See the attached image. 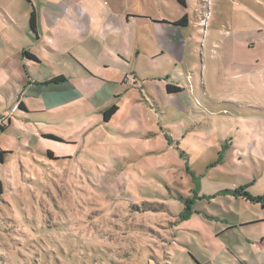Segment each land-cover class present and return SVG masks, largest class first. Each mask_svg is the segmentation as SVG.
<instances>
[{"label": "rangeland", "instance_id": "rangeland-1", "mask_svg": "<svg viewBox=\"0 0 264 264\" xmlns=\"http://www.w3.org/2000/svg\"><path fill=\"white\" fill-rule=\"evenodd\" d=\"M184 1L82 0L81 18L52 35L38 24L39 72L64 76L49 87L71 101L55 117L0 112V264L252 257L245 234H264V83L252 71L264 65V0ZM31 92L20 91L28 108Z\"/></svg>", "mask_w": 264, "mask_h": 264}, {"label": "crops", "instance_id": "crops-1", "mask_svg": "<svg viewBox=\"0 0 264 264\" xmlns=\"http://www.w3.org/2000/svg\"><path fill=\"white\" fill-rule=\"evenodd\" d=\"M82 0H0V112L6 113V111L15 112L18 116H22L24 120L37 118L36 114H45L48 116H57L60 114V109L65 107L66 103L71 100L63 98V89L54 90L49 87L53 82H63L64 76L41 74L39 67L44 65V60L48 61V57L45 56L42 50L36 48L31 49V45L38 44L41 39V32L39 31V25H42L47 35H52L50 28L55 24L62 21H71V18L80 19L82 15L74 14V10L71 7H77ZM83 4V3H81ZM9 7L12 11L9 10ZM208 12V8L204 7ZM203 9V10H204ZM21 12L26 19L18 22L14 17L15 13ZM34 13L35 29L32 30L29 27L30 13ZM14 13V14H13ZM76 13V12H75ZM136 15V14H135ZM128 13L125 19L128 20ZM203 17V16H202ZM138 22L145 23L150 21L149 17H131ZM180 19V18H178ZM176 19L175 21H177ZM205 20V18H202ZM153 20V19H152ZM163 22V21H162ZM151 23L159 24L161 22L153 20ZM264 41V36H262ZM16 40L17 43L12 44L11 41ZM7 41L9 42L6 46ZM24 45H27L23 48ZM43 51L48 55L54 52L47 44L43 43ZM253 44H249L248 48H251ZM11 47V49H9ZM46 48V49H45ZM49 62V61H48ZM46 66V65H44ZM257 67V66H255ZM253 68V75L258 76L261 83H264V65L262 67ZM34 76H36L34 78ZM56 77H61L58 81H52ZM22 88V89H21ZM23 88L33 89L31 94L37 96L34 106L28 108L22 101V94L20 91ZM179 92V91H178ZM32 95V97H36ZM18 98V99H17ZM62 100V101H61ZM64 100V101H63ZM19 101V102H18ZM21 104L22 107H19ZM58 107H60L59 110ZM260 111L262 116V107H255ZM1 116V115H0ZM10 122V121H9ZM7 128V127H6ZM5 128V129H6ZM263 207V206H262ZM257 224L256 219L244 220L241 223L230 225V229L243 230L251 229L252 226ZM246 245L242 248L251 246L253 255L251 253L247 256L243 255V252L239 249L240 263L244 264H264V234H260L259 238H252L245 234ZM236 259H239L236 255H233ZM250 256V258H249ZM199 264V263H198Z\"/></svg>", "mask_w": 264, "mask_h": 264}, {"label": "trees", "instance_id": "trees-1", "mask_svg": "<svg viewBox=\"0 0 264 264\" xmlns=\"http://www.w3.org/2000/svg\"><path fill=\"white\" fill-rule=\"evenodd\" d=\"M178 3H180L181 5L185 4L184 0H176ZM34 13L31 12L30 13V17H29V27L30 29L34 30L35 29V19H34ZM176 25H185L186 24V17L183 16L182 18H180L179 20H177L175 22ZM61 77H57L54 78L52 81H58ZM166 91L168 93H173V92H178L180 91V89L178 87H174V86H170V85H166ZM19 107H22L21 104H19ZM117 111V106L115 104L105 108L102 111V117L104 121H109V119L111 118V116ZM9 124V120H7V122L4 125L0 126V132L4 131L5 128L7 127V125ZM42 137L44 138H48V139H52V140H57V141H62V139L52 133H44L42 134ZM8 151H4L3 149L0 148V162H4V155L7 154ZM2 193V183L0 181V194ZM262 200H264V197L261 198ZM264 207V204L262 205Z\"/></svg>", "mask_w": 264, "mask_h": 264}, {"label": "built area", "instance_id": "built-area-1", "mask_svg": "<svg viewBox=\"0 0 264 264\" xmlns=\"http://www.w3.org/2000/svg\"><path fill=\"white\" fill-rule=\"evenodd\" d=\"M7 120H9V118H4L3 116H0V126L4 125L7 122Z\"/></svg>", "mask_w": 264, "mask_h": 264}]
</instances>
